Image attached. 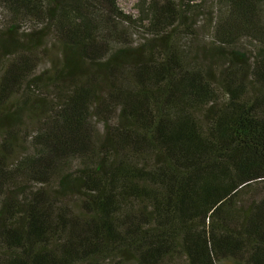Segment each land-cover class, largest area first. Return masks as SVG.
<instances>
[{
	"label": "trees",
	"instance_id": "obj_1",
	"mask_svg": "<svg viewBox=\"0 0 264 264\" xmlns=\"http://www.w3.org/2000/svg\"><path fill=\"white\" fill-rule=\"evenodd\" d=\"M135 8L0 0V264H264V0Z\"/></svg>",
	"mask_w": 264,
	"mask_h": 264
},
{
	"label": "rangeland",
	"instance_id": "obj_2",
	"mask_svg": "<svg viewBox=\"0 0 264 264\" xmlns=\"http://www.w3.org/2000/svg\"><path fill=\"white\" fill-rule=\"evenodd\" d=\"M137 2V0H119V5L122 9H124L125 11L127 12H130V13H133L135 15H137V10L135 8V3ZM204 8V12H202V7L200 6L198 9L200 10V17L198 19V28L199 29H202L204 26H203V22L205 21V18L208 16V13H209V10L210 9V6L207 5ZM27 29V26L25 25L23 27V31H25ZM137 39V37H136ZM240 44L242 45H246V41H241ZM1 65V64H0ZM49 67V62L47 59H45V61L42 63V65L40 66V70L41 69H45V68H48ZM35 131V126L32 128H27V131Z\"/></svg>",
	"mask_w": 264,
	"mask_h": 264
}]
</instances>
